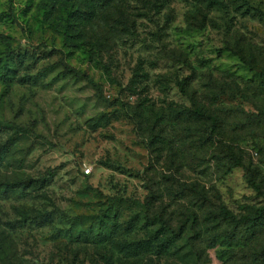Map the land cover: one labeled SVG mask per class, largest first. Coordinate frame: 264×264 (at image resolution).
I'll return each instance as SVG.
<instances>
[{
  "label": "rangeland",
  "instance_id": "1",
  "mask_svg": "<svg viewBox=\"0 0 264 264\" xmlns=\"http://www.w3.org/2000/svg\"><path fill=\"white\" fill-rule=\"evenodd\" d=\"M259 192L264 0H0V264H264Z\"/></svg>",
  "mask_w": 264,
  "mask_h": 264
},
{
  "label": "trees",
  "instance_id": "2",
  "mask_svg": "<svg viewBox=\"0 0 264 264\" xmlns=\"http://www.w3.org/2000/svg\"><path fill=\"white\" fill-rule=\"evenodd\" d=\"M191 115L193 113L199 114L203 116V113L199 110H188ZM193 112V113H192ZM260 196L264 200V192H259ZM220 216L222 219H227L229 222L233 223L236 226H244L247 227H253L258 222L262 220L264 217V206L260 207L255 210V212L252 215H243L241 217H235L229 210H227L225 207H221L219 210Z\"/></svg>",
  "mask_w": 264,
  "mask_h": 264
},
{
  "label": "built area",
  "instance_id": "3",
  "mask_svg": "<svg viewBox=\"0 0 264 264\" xmlns=\"http://www.w3.org/2000/svg\"><path fill=\"white\" fill-rule=\"evenodd\" d=\"M89 171H90V169H89V168H85V169L83 170V172H84L85 174H88V173H89Z\"/></svg>",
  "mask_w": 264,
  "mask_h": 264
}]
</instances>
